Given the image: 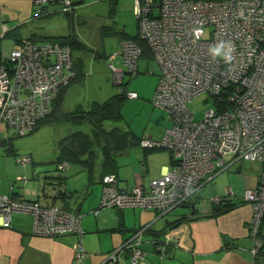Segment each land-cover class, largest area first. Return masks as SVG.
<instances>
[{
	"label": "built area",
	"instance_id": "1",
	"mask_svg": "<svg viewBox=\"0 0 264 264\" xmlns=\"http://www.w3.org/2000/svg\"><path fill=\"white\" fill-rule=\"evenodd\" d=\"M31 1L35 18L50 16L56 10L70 15L76 3ZM134 4L140 37L149 42L160 71L153 105L172 121L161 138L142 137L140 146L169 150L173 163L148 185L126 188L120 185L118 175H105L101 201L93 213L97 216L104 208H134L166 216L188 205L212 177L241 163H258L260 183L243 193V200L253 210L249 235L255 242L251 253L256 257L264 216V0H134ZM221 42L230 46L231 59L227 63L210 51ZM71 50L69 45L48 41L25 43L11 51L6 59L10 67L0 66V124L25 136L52 113L60 90L74 77ZM141 53L137 45L121 42L123 66L135 76ZM111 66L113 81L124 82L126 72ZM205 93L212 97L213 107L196 120L189 104ZM127 96L138 98L136 92H128ZM16 161L26 165L32 159L23 156ZM67 168L62 163L59 171L66 172ZM17 179L24 183L28 180L26 176ZM226 193L234 192L228 187ZM43 194L37 200H27L0 191V227L9 228L13 214L32 215L33 232L38 237L77 235L74 258L84 262L88 257L83 246L85 214L54 202L55 189ZM220 201V197L211 200L215 204ZM202 204L205 201L199 206ZM146 232V228L134 232L103 264H118L125 252L130 264L143 262L146 253L142 239ZM173 237L167 231L166 243Z\"/></svg>",
	"mask_w": 264,
	"mask_h": 264
},
{
	"label": "rangeland",
	"instance_id": "2",
	"mask_svg": "<svg viewBox=\"0 0 264 264\" xmlns=\"http://www.w3.org/2000/svg\"><path fill=\"white\" fill-rule=\"evenodd\" d=\"M80 1H83V4L75 5V10L70 15L56 10L50 16L42 18L34 17L33 7L31 9L27 5L29 0H21L18 3H15L14 0L7 1L4 5L0 4V23L2 22V25L4 23L8 24L10 26L8 27L9 29L20 25L21 23L18 21H5L8 17H12L10 15L12 10L19 5L21 10L25 11L27 18L32 21L31 23L26 22L23 33L33 31L49 38L72 36L77 39L80 49L73 50L74 77L70 82L72 85H68L70 87L66 90L62 99L61 110L63 112H72L80 107L90 109L94 102L103 103L123 91L136 92L138 98H127L123 104L124 121L120 123L107 122L105 124L106 128L120 127L122 130L130 131L138 137L161 138L166 129V122L167 120L169 122L170 117L153 105L155 90L160 80V71L154 62L155 53L149 46L153 63L147 65L141 60L139 62V73L136 76L130 74L128 68L123 66L121 42L137 44L131 40L122 39L135 37L140 32L139 22L134 12V0H76V2ZM8 28L5 27L7 31H9ZM3 37L0 40L4 39ZM144 41L148 46L149 42L147 40ZM4 42L11 43L9 39L4 40ZM138 48L140 47L138 46ZM111 65L126 72L124 82L121 84L113 81L115 79ZM212 107L213 99L208 93L195 97L189 104V108L196 120H201L205 111ZM76 130L77 127L71 125L48 124L43 125L33 134L18 136L13 129L1 123L0 177L8 185L17 186L18 184L15 182L19 181L17 175L26 176L30 180H28L29 182L34 183L36 181L38 187L36 179L42 173L39 172V169L44 172L43 174L62 175L68 179L67 182L69 181L71 186H78L77 189L72 190L74 200L78 201V204L82 199L84 202L90 196L84 198L86 196L88 174L83 170L82 166L70 162L67 171L60 172L56 171L58 166L55 164L61 140ZM169 153L170 151L167 149L148 153L139 147H131L116 157L117 173L120 175L124 173L130 180L133 179L136 172L146 174V179L156 177L162 165L165 162L169 163ZM23 156L31 157L32 162L26 165L17 164L16 159ZM99 162L95 167L97 169L96 178ZM23 167H26V169ZM34 169L37 170L36 175L33 173ZM232 177H238L236 168L221 173L219 175L221 181L209 182L206 188L203 187L202 191L200 190L201 192L199 191L197 194L203 198L202 200H208L211 203L212 198L215 197L213 196L212 185L215 182H219L220 185H233L230 183ZM53 182L59 181L54 180ZM67 182L65 186H67ZM99 186L101 185L95 183L93 184V189L96 191ZM52 187L49 186L47 192H50ZM191 210L188 206L178 207L167 215V219L174 221L183 214H189Z\"/></svg>",
	"mask_w": 264,
	"mask_h": 264
},
{
	"label": "crops",
	"instance_id": "3",
	"mask_svg": "<svg viewBox=\"0 0 264 264\" xmlns=\"http://www.w3.org/2000/svg\"><path fill=\"white\" fill-rule=\"evenodd\" d=\"M7 1L11 0H0V4L4 5ZM14 1L15 3L21 2V0ZM27 5L28 8L32 9L31 0ZM10 15L12 17H8L5 21L12 20L21 23L15 29H18L16 30L17 36L24 41H28L32 37L36 39L47 37L33 31L22 32L26 24L32 21L27 18L25 11L23 12L19 5L12 10ZM5 27L10 26L6 23L2 25L1 22L0 39L6 35L1 40L2 51L3 54L7 55L13 49L21 48L23 43L16 44L9 36L7 37L8 31ZM6 39H9L11 43L4 42ZM170 126L171 121L168 122L167 120L166 128ZM169 158V163L165 162L162 165L156 177L146 179V174L136 172L133 179L130 180L124 173L123 175L117 173L120 185L126 188L139 183L147 185L151 180L160 177L171 166L170 153ZM26 167L23 168L26 169ZM98 168L97 178L94 176L97 181L93 178L91 182H86L87 189L84 198L90 197L84 202L82 199L78 204V201L74 200L72 190L77 189L78 186H71L69 181L67 182L68 179H66L65 191L67 195L70 194V197L65 195L63 199L56 200V203L66 205L70 211L86 215L82 220V228L85 233L83 246L88 253V257L84 262H78L74 258V246L79 240L77 235L57 238L38 237L33 232L32 215L14 214L11 227L0 228V264H103L110 253L121 247L134 232L142 228L148 230L142 239V249L146 253V260L141 264H254L255 257H253L251 251L255 246V242L249 235L253 210L250 204H246L242 200L245 190L258 187L261 178L260 164L241 163L230 168L228 171L233 168L237 170L238 177H232V182L230 180V183L234 186L231 184L229 186L227 184L220 185L219 182L212 185L213 196L226 197L232 200L233 203L239 204L228 214L217 217L211 215L214 204L208 202V200H202L203 198L196 194L195 202L205 201V204L199 207L198 213L191 214L190 211L189 214H183L182 216H188V218L168 230L175 236L168 244L162 230L167 228L169 220L167 216H160L154 210L104 208L97 216L92 213L93 210L98 208L101 201V161ZM95 171L97 172V169ZM39 172L43 171L39 169ZM33 173L36 175L37 170L34 169ZM220 174L212 177L210 182L221 181L219 179ZM18 177L20 176L17 175ZM36 180L38 181V187L36 181L32 183L29 182L30 180L24 184L15 181L18 185L13 187L8 185L5 180L4 183L3 178L0 177V191L3 194L7 193L15 197L35 198L41 188L40 179ZM95 183L101 185L97 187L96 191L93 189ZM207 184L203 187L206 188ZM11 187H13V190H11ZM228 187L232 188L234 192L232 195H227L226 190ZM118 264H130L127 252L121 254Z\"/></svg>",
	"mask_w": 264,
	"mask_h": 264
},
{
	"label": "trees",
	"instance_id": "4",
	"mask_svg": "<svg viewBox=\"0 0 264 264\" xmlns=\"http://www.w3.org/2000/svg\"><path fill=\"white\" fill-rule=\"evenodd\" d=\"M80 4H83V1L75 3V5L77 6ZM16 27L13 28L14 30L11 29L7 32V37L9 36V38H11L16 44L23 43L24 46L25 43H39V42L44 43L45 41L59 42L63 45H69L71 47L72 57L74 55L73 50L80 49V45L78 44L77 39L72 36L60 37V38L44 37L43 39L40 40L36 39L35 37H32L30 40L24 41L23 39L17 36L16 30L18 29H15ZM122 40H131L135 42L140 47L142 52L140 61L141 60L144 61L147 65H151L153 63V57L151 55L149 45L147 46V43L140 37L139 32L135 37H126V39H122ZM1 42L2 41L0 40V66L6 65L10 67V64L7 63L8 61L6 59L8 58L7 56L11 52L8 55L3 56ZM15 49H20V48H15ZM74 64L75 63L73 62V65ZM71 85L72 84H70V86ZM70 86L64 87L60 90L56 100L53 103L52 113L47 118L40 121L39 124L37 125V128L30 133L33 134L43 125H48V124L71 125L77 127L76 131L72 132L67 137L62 139L59 144L58 156L55 161V164L58 166L56 171H59V166L62 163H66L67 165H69L70 162L77 163L81 165L83 170H85V172L88 174V181L91 182L95 176V172H96L95 167L99 160L101 161V167H102L101 170V175H102L101 182H102L103 177L107 174L118 175L117 174L118 165H117L116 157L123 151L131 147H139L143 151H147L148 153L161 150V149L142 148L140 146L142 137H138L135 134H132V132L130 131L122 130V128L120 127H112L111 129L106 128L105 124L107 122L120 123L124 121L122 107L128 98L127 96L128 92L123 91L121 94H117L103 103L94 102L90 109H83L82 107H80L72 112H63L61 110V106L63 104L62 99L66 93V90ZM170 155H171V165H172L173 158L171 153ZM43 173L44 172L40 173V175L37 176L40 179L39 182L41 187L37 197L31 199H28L25 196L24 197L27 200H37L40 194L44 195L43 193L47 191L49 186H53L52 189L57 190V194L54 198V202L58 199H63V197L67 195L65 191L66 190L65 183L67 178H65L62 175L53 176ZM54 180L59 182H53ZM7 195H11V194H7ZM67 196L70 197V194L68 193ZM242 201L247 204V202H245L244 200ZM191 203L192 204L195 203V197L186 206L191 207L192 205ZM63 206L67 210H69V208L66 205L63 204ZM237 206H239L238 203H233L232 200L223 197L221 198V201L219 203L214 204L213 210L210 214L215 217L225 215L232 212ZM187 218L188 216H180L179 219L167 222L168 223L167 228L162 230L164 231V235L171 227H174L175 225L182 223ZM258 239L260 240L261 246L258 249V254L255 257L254 264H264V216L260 225Z\"/></svg>",
	"mask_w": 264,
	"mask_h": 264
},
{
	"label": "clouds",
	"instance_id": "5",
	"mask_svg": "<svg viewBox=\"0 0 264 264\" xmlns=\"http://www.w3.org/2000/svg\"><path fill=\"white\" fill-rule=\"evenodd\" d=\"M197 31H200V29H197ZM210 51L216 57H223L226 63L231 59L230 46H226L223 42H221L219 45H214Z\"/></svg>",
	"mask_w": 264,
	"mask_h": 264
},
{
	"label": "water",
	"instance_id": "6",
	"mask_svg": "<svg viewBox=\"0 0 264 264\" xmlns=\"http://www.w3.org/2000/svg\"><path fill=\"white\" fill-rule=\"evenodd\" d=\"M199 207H200V206H199V203H194V204H192V205H191V209H192V210H191V214H194L195 212L198 213L199 210H200Z\"/></svg>",
	"mask_w": 264,
	"mask_h": 264
}]
</instances>
